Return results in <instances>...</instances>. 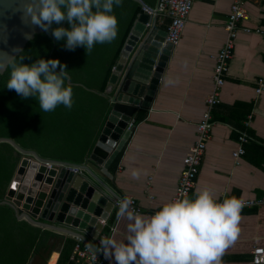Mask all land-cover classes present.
<instances>
[{
	"label": "crops",
	"instance_id": "crops-1",
	"mask_svg": "<svg viewBox=\"0 0 264 264\" xmlns=\"http://www.w3.org/2000/svg\"><path fill=\"white\" fill-rule=\"evenodd\" d=\"M233 1L195 0L152 105L138 109L133 134L119 153V161L110 166V176L101 166L86 163L102 185L82 173L113 204L132 196L143 210L141 215L148 217L172 200L183 159L197 140V124L214 90V57L226 40ZM243 6L247 19L241 23L220 102L212 110L211 138L189 199L204 188L218 202L232 196L239 200L264 198V91L257 93L259 80L264 79V0H243ZM152 23V29L167 31L170 19L158 16ZM241 132H246L249 140L243 145L246 153L236 161L233 153L240 147ZM132 168L140 170L138 177L131 176ZM117 210L114 208L103 231L122 241L127 221L117 218ZM238 229L221 256V264H251L253 249L264 246V205L241 211ZM85 236L95 247V240ZM59 257L58 252L52 253L47 264L52 259L58 264Z\"/></svg>",
	"mask_w": 264,
	"mask_h": 264
},
{
	"label": "clouds",
	"instance_id": "clouds-1",
	"mask_svg": "<svg viewBox=\"0 0 264 264\" xmlns=\"http://www.w3.org/2000/svg\"><path fill=\"white\" fill-rule=\"evenodd\" d=\"M121 0H22V18L48 32L64 47L83 46L86 53L94 43L111 42L117 35L113 7ZM66 22L68 27L62 26ZM53 25H56L53 27ZM31 39L29 34H25ZM22 52L13 48L0 60V68H10L6 86L21 98L36 97L41 110L57 105L71 108L72 87L66 67L56 58H40L23 63ZM21 62L17 63V57ZM140 170L131 169L138 177ZM131 200H120L117 218H124L126 236L117 241L111 236L99 239V249L109 264H221L225 248L236 238L241 201L232 196L218 202L207 189L194 197L164 203L151 216L130 210ZM89 247H94L89 245Z\"/></svg>",
	"mask_w": 264,
	"mask_h": 264
},
{
	"label": "trees",
	"instance_id": "trees-1",
	"mask_svg": "<svg viewBox=\"0 0 264 264\" xmlns=\"http://www.w3.org/2000/svg\"><path fill=\"white\" fill-rule=\"evenodd\" d=\"M142 1L150 7L156 2ZM112 11L117 20L116 37L111 42L94 43L87 53L83 46L65 48L63 40L51 36V29L27 44L20 54L23 63L56 58L65 65L69 79L65 84L72 87L73 103L71 108L57 105L52 111L41 110L36 97L21 98L5 87L10 73L7 68L0 76V138L12 139L45 159L78 165L90 162L112 107L105 90L143 6L121 0ZM62 26L68 27L66 22ZM23 157L12 144L0 142V264H47L54 252L60 254L58 264H67L78 244L76 238L19 220L12 207L1 204ZM119 159L120 155L114 163Z\"/></svg>",
	"mask_w": 264,
	"mask_h": 264
},
{
	"label": "water",
	"instance_id": "water-1",
	"mask_svg": "<svg viewBox=\"0 0 264 264\" xmlns=\"http://www.w3.org/2000/svg\"><path fill=\"white\" fill-rule=\"evenodd\" d=\"M134 1L145 5L142 0ZM21 4L22 0H0V60H6L5 53L14 54L13 48L23 52L37 34L44 33L22 18ZM152 21L146 13L138 17L105 90L111 96L112 107L90 161L101 166L107 176L133 134L134 128L128 130L129 123L139 108L151 107L174 48L166 43L167 31L146 26ZM26 33L31 39L25 37ZM6 70L0 68V76ZM0 142L12 144L24 156L1 204L12 207L19 220L91 245L85 235L93 240L99 237L103 230L101 221H108L114 204L90 178L75 174L68 166L81 168L101 185L102 181L86 164L42 158L9 138H0ZM48 163L65 166L49 169Z\"/></svg>",
	"mask_w": 264,
	"mask_h": 264
},
{
	"label": "built area",
	"instance_id": "built-area-1",
	"mask_svg": "<svg viewBox=\"0 0 264 264\" xmlns=\"http://www.w3.org/2000/svg\"><path fill=\"white\" fill-rule=\"evenodd\" d=\"M194 2L195 0H157L153 7L144 5L143 13L151 16L152 20L158 16H166L170 19V23L167 28L166 43H170L175 47L180 43L186 23L193 9ZM246 19L247 13L243 6V0H234L225 26L227 33L226 40L221 50H219L214 57L215 67L212 74L214 90L206 99V111L200 122L197 124V140L183 159V170L177 189L171 201L181 198H189L196 185V179L200 171L202 158L205 153L207 143L211 138L212 110L220 102V89L225 84V79L229 71V65L234 56L238 33L240 29H242L241 23ZM152 25L153 23L151 22L146 26L148 28H152ZM244 31L249 32L250 30L244 29ZM262 91H264V79L259 80L257 93L259 94ZM134 126V121H131L128 125V130L133 129ZM248 140V134L246 132H241L239 136L240 147L233 153V157L236 161H238L239 158L246 153L243 145L247 143ZM47 166L49 169H59L65 165L62 163H48ZM68 168L75 174L82 173V169L79 167L68 166ZM127 197L131 200L130 210L135 214H143V210L139 206L137 200L132 196ZM123 198L124 197L119 198L114 202V208H118L119 202ZM240 201L242 203L240 212L247 208L264 205V198ZM101 223L104 230L107 226V222L103 220ZM103 230L99 237L95 240L96 246L92 248L86 245L80 238H76L78 244L76 245L73 255L67 264H107L99 249V239L107 237V234ZM251 264H264V246H256L253 249Z\"/></svg>",
	"mask_w": 264,
	"mask_h": 264
}]
</instances>
